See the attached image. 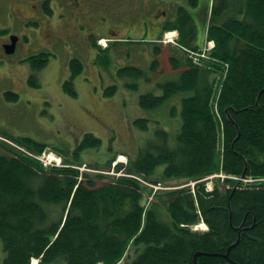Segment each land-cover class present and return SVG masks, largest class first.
Returning <instances> with one entry per match:
<instances>
[{
	"label": "trees",
	"instance_id": "16d2710c",
	"mask_svg": "<svg viewBox=\"0 0 264 264\" xmlns=\"http://www.w3.org/2000/svg\"><path fill=\"white\" fill-rule=\"evenodd\" d=\"M188 1L197 7L198 0ZM194 10L178 5L160 33L176 29L175 47L195 51L199 16L206 22L204 39L214 42L207 58L200 63L190 56H171L173 69L183 66L178 77L159 82L162 93L146 91L138 97L141 107L156 108L182 94L176 138L171 141L168 131L156 130V138L128 157L125 168L151 181L194 180L195 191L180 187L148 202L147 188L136 178L108 175L98 164L92 169L99 172L45 169L0 140V264H32L33 258L34 264H264V0H209ZM154 46L152 70L160 52ZM99 50L96 63L109 65L108 48ZM48 58L44 53L29 61L38 69ZM70 69L75 76L83 64L73 58ZM119 73L144 76L137 65L122 66ZM209 73L218 74L220 84L217 78H206ZM69 81L64 89L74 95ZM216 84L219 115L211 104ZM116 90L110 84L103 94ZM6 96L16 98L12 92ZM133 123L148 128L145 117ZM3 136L35 153L46 146L30 137ZM100 144L99 137L84 133L72 151L73 160L82 163L80 151ZM113 160L107 158V167ZM216 173L255 181L243 185L229 177L224 190L217 182L208 190L203 178ZM200 220L207 229H191Z\"/></svg>",
	"mask_w": 264,
	"mask_h": 264
},
{
	"label": "rangeland",
	"instance_id": "374dc122",
	"mask_svg": "<svg viewBox=\"0 0 264 264\" xmlns=\"http://www.w3.org/2000/svg\"><path fill=\"white\" fill-rule=\"evenodd\" d=\"M95 1V0H94ZM106 4H112V0H101ZM121 1V0H120ZM209 0H198L197 7H191L188 0H159L157 7L166 11L165 16L160 15L161 19H171L174 16L178 5L186 6L189 10H199ZM15 15L11 13L0 16V27L7 33H16L20 36L16 49L12 54H5L0 49V134L11 135L14 137H30L36 141L46 144L45 150L62 149L64 154H59L63 160V166L77 168L80 172H99L92 168L102 166L104 173L108 175L125 174L127 169L128 157H135L138 150L148 140L156 138V130L164 129L168 131L171 141L176 138V133L181 124L180 98L182 94H176L170 99L165 100L156 108H143L138 103L141 93L150 91L156 94L162 93L159 82L176 79L180 66L173 69L170 64V57L178 55L189 58L195 56V51L175 47L178 42L162 43L158 41V35L152 33L156 30V25L150 23V18L140 29V32L131 30L126 34L122 32L119 38L123 41H113L112 38L105 36L106 40L98 42L101 50L108 48L110 63L109 65L97 64L94 52L89 54L69 53L67 42H58L50 45H43L38 42L35 35L37 26L30 24L25 19L37 12V9L30 7V4H23L22 0H13ZM55 8L56 16H60L63 8L57 4ZM23 5V6H22ZM137 9L143 7L138 0L126 6H120L121 14L131 12L130 7ZM154 7V4L152 5ZM194 10V12H195ZM148 15V14H147ZM41 13L40 27L46 25V19ZM196 18L198 37L204 36L206 22ZM149 25L151 35L146 29ZM57 32H64L63 26L53 27ZM51 30V28H49ZM165 31H173L165 30ZM51 32H54L51 30ZM176 32V31H175ZM44 33V32H43ZM173 33V32H172ZM126 34V35H125ZM126 36V37H125ZM155 41H149L150 38ZM156 36V37H155ZM127 37L142 40L140 42H127ZM177 32L174 33V40ZM113 41L115 44H113ZM176 41V40H175ZM204 47L210 49L209 42L203 39ZM127 42V43H125ZM112 44V45H108ZM154 44L159 46L160 52L156 56L158 64L154 70L150 68L154 58ZM207 45V46H206ZM109 46V47H108ZM43 47V48H42ZM42 50L50 53L48 61L42 67L35 69L31 66L28 57ZM177 51V52H176ZM207 52L205 49L200 51ZM78 56L83 63L82 71L72 76L70 69V59ZM205 56L194 58L195 62H202ZM125 65H137L144 70V76L138 79L129 78L119 73V68ZM206 78L220 84L218 74H206ZM70 81H69V80ZM71 82L75 94L71 95L64 89V83ZM129 83H135V87H130ZM110 84L117 86L116 92L111 96L103 94L104 87ZM219 84H216L215 91ZM6 91H13L18 94L17 99L9 100L5 97ZM217 94L212 99V108L217 113ZM177 107V110L172 109ZM172 109V111H171ZM137 117L148 119V128L142 130L134 125L133 120ZM91 132L101 139V144L95 148H87L80 151L78 163L73 160L72 151L82 139L84 133ZM2 138V137H0ZM2 140V139H1ZM55 148V149H54ZM60 151V150H59ZM113 156V162L107 167V158ZM122 163L118 167V164ZM91 164V166L89 165ZM98 164V166L92 167ZM225 174H212L203 179L205 187L209 190L217 182L218 188L224 190L229 186L225 179ZM236 180V179H235ZM102 181H98L100 184ZM156 185H147V192L154 198L164 192L180 187L189 186L191 189L196 184L194 180L185 181L184 178L175 177L167 181L156 180ZM248 184L249 182H245ZM149 189V190H148ZM192 229H204L205 225L201 221L191 227ZM132 257L134 248L128 252ZM4 257V251L0 247V262Z\"/></svg>",
	"mask_w": 264,
	"mask_h": 264
},
{
	"label": "flooded vegetation",
	"instance_id": "af4514ba",
	"mask_svg": "<svg viewBox=\"0 0 264 264\" xmlns=\"http://www.w3.org/2000/svg\"><path fill=\"white\" fill-rule=\"evenodd\" d=\"M13 0H0V16L4 17L3 14L11 13L15 15L16 6L12 3ZM159 0H138V3L143 5L137 9L133 6L130 7L131 12L123 15L120 12V6L124 9L128 6V3H133V0H112V4H106L101 0H57V4L60 5L63 10L58 12L60 16H56L55 0H22L23 4H30V7L37 9L35 14L30 17L20 20H26L30 24H34L37 27V33L35 35L38 42L42 43V38L45 43L43 45L55 44L58 42H67L69 53L72 54H89L90 50L94 52L95 57L99 55L98 42H102V39L106 37L112 39H119L122 32L130 33L131 30L140 32L141 27L148 20L145 16H148L151 20L150 23L156 25V29L159 32L166 21V11L157 7L162 4H157ZM154 4V7L152 5ZM23 6V5H22ZM41 13L46 19V25L40 27L41 24ZM148 14V15H147ZM160 15L165 16L164 19L159 18ZM63 26L64 32H57L53 27ZM149 25L146 29H150ZM54 32H51V30ZM44 32V33H43ZM125 34V35H126ZM126 37V36H125ZM131 39L130 37H127ZM14 43V49L12 52H7V46ZM17 42H20V36L16 33H7L4 28L0 27V49L5 54H12L15 49ZM43 48V47H42ZM48 54L46 50H42L38 53L30 55L33 57L39 54ZM79 59L78 56L72 57ZM80 60V59H79ZM81 62V61H80ZM82 63V62H81ZM83 64V63H82ZM69 80V79H68ZM7 92H12L16 95V98H8ZM5 97L9 100H15L18 94L13 91H6Z\"/></svg>",
	"mask_w": 264,
	"mask_h": 264
},
{
	"label": "built area",
	"instance_id": "2783aa9c",
	"mask_svg": "<svg viewBox=\"0 0 264 264\" xmlns=\"http://www.w3.org/2000/svg\"><path fill=\"white\" fill-rule=\"evenodd\" d=\"M174 33L175 32H168L165 34L164 36V41L165 42H174ZM206 54L204 52H195V56H193L194 58H199L200 56H205ZM192 56V55H191ZM17 148H19L21 151H23L24 153H26L28 156L35 158L37 160H39L42 165L44 167H58V166H63V160L60 156H58L55 152L53 151H44L40 154H35L25 148H23L22 146L19 145H15ZM129 176L135 177L136 179L140 180L143 183H146L149 185V183L147 181H145L144 179H142L140 176L135 175V174H128ZM264 179V178H262ZM246 181H251L252 179H245ZM152 185V184H151Z\"/></svg>",
	"mask_w": 264,
	"mask_h": 264
},
{
	"label": "crops",
	"instance_id": "0c3cea01",
	"mask_svg": "<svg viewBox=\"0 0 264 264\" xmlns=\"http://www.w3.org/2000/svg\"><path fill=\"white\" fill-rule=\"evenodd\" d=\"M148 33H149V35H151V31L150 30H148ZM152 33H154L155 35H159L160 32H159V30L156 29ZM149 38L151 39L150 36H149ZM203 39H204V36L201 35L200 37H198V32H197V37H196V42H195L196 46H199V47L203 46V44H204V42L202 41Z\"/></svg>",
	"mask_w": 264,
	"mask_h": 264
},
{
	"label": "water",
	"instance_id": "95a60500",
	"mask_svg": "<svg viewBox=\"0 0 264 264\" xmlns=\"http://www.w3.org/2000/svg\"><path fill=\"white\" fill-rule=\"evenodd\" d=\"M14 43L15 42H11V44L9 46H7V52H12L13 51V49H14Z\"/></svg>",
	"mask_w": 264,
	"mask_h": 264
}]
</instances>
